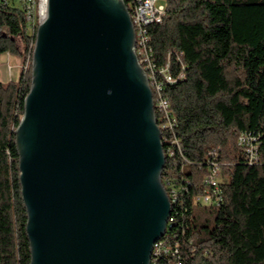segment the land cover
<instances>
[{"label":"water","instance_id":"obj_1","mask_svg":"<svg viewBox=\"0 0 264 264\" xmlns=\"http://www.w3.org/2000/svg\"><path fill=\"white\" fill-rule=\"evenodd\" d=\"M122 0H48L15 134L30 264H151L165 162Z\"/></svg>","mask_w":264,"mask_h":264},{"label":"trees","instance_id":"obj_2","mask_svg":"<svg viewBox=\"0 0 264 264\" xmlns=\"http://www.w3.org/2000/svg\"><path fill=\"white\" fill-rule=\"evenodd\" d=\"M164 1L165 15L148 33L156 66L169 61L173 74H183L162 87L176 125L161 130V183L177 190L164 237L179 251L154 264H264V0ZM33 45L22 5L0 1V57L22 60L17 79L0 80V264H30L14 132L31 85ZM241 133L254 136L256 163L237 147ZM212 150L222 200L201 206L194 198Z\"/></svg>","mask_w":264,"mask_h":264},{"label":"built area","instance_id":"obj_3","mask_svg":"<svg viewBox=\"0 0 264 264\" xmlns=\"http://www.w3.org/2000/svg\"><path fill=\"white\" fill-rule=\"evenodd\" d=\"M0 1L8 2L11 0ZM14 1H17L22 5L28 29L33 35H35L36 28L46 18L48 0ZM159 1H162V3L157 5ZM126 8L129 12L135 34L134 52L140 66L145 72L147 82L152 92L153 110L158 113L160 120V126L158 125V128L160 132L161 130H172L176 123L175 120L170 117L171 113L169 110V102L163 95L162 87L164 84H176L179 80L183 79V74L181 71L173 74L171 72L169 61L160 67L156 66L153 59V49L150 45L151 39L148 33V28L150 26L161 23L166 12V2L164 0H131L128 2ZM28 60L29 58L23 65L24 69L28 66ZM182 69L183 66L181 67V70ZM172 143L178 147V142L175 139ZM236 145L245 153L249 164H253L258 161V147L255 144L254 136L248 133H241L236 139ZM217 153V150H212L210 152V156L213 160L210 159L207 162L209 165V172L202 180L204 189L194 198V203L201 206H219L221 204L222 198L219 186L221 163L216 161ZM166 185L168 187V191H165L167 193L169 203L171 204V201H175L177 198V190L171 183H169V181ZM168 221H172L170 216ZM164 236L165 234L152 246L150 258L151 264H154L155 260L159 257L178 255L179 249L177 243Z\"/></svg>","mask_w":264,"mask_h":264},{"label":"rangeland","instance_id":"obj_4","mask_svg":"<svg viewBox=\"0 0 264 264\" xmlns=\"http://www.w3.org/2000/svg\"><path fill=\"white\" fill-rule=\"evenodd\" d=\"M162 1H159L157 3L160 4ZM17 46L20 50L23 49V46L19 40H17ZM22 67V60L16 55V54H11V55H2L0 57V80L3 83H6L10 80H15L18 77V71L20 72ZM189 170L188 165H185L184 171L187 173Z\"/></svg>","mask_w":264,"mask_h":264},{"label":"crops","instance_id":"obj_5","mask_svg":"<svg viewBox=\"0 0 264 264\" xmlns=\"http://www.w3.org/2000/svg\"><path fill=\"white\" fill-rule=\"evenodd\" d=\"M18 73H19V71H18Z\"/></svg>","mask_w":264,"mask_h":264}]
</instances>
